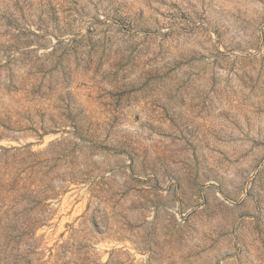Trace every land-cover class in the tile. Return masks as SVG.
<instances>
[{
  "label": "rangeland",
  "instance_id": "rangeland-1",
  "mask_svg": "<svg viewBox=\"0 0 264 264\" xmlns=\"http://www.w3.org/2000/svg\"><path fill=\"white\" fill-rule=\"evenodd\" d=\"M0 264H264V0H0Z\"/></svg>",
  "mask_w": 264,
  "mask_h": 264
}]
</instances>
